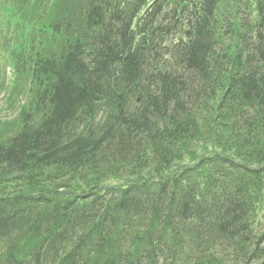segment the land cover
I'll list each match as a JSON object with an SVG mask.
<instances>
[{"label": "trees", "instance_id": "obj_1", "mask_svg": "<svg viewBox=\"0 0 264 264\" xmlns=\"http://www.w3.org/2000/svg\"><path fill=\"white\" fill-rule=\"evenodd\" d=\"M220 3L77 0L56 51L15 55L33 107L0 141L26 185L0 189V264H264V0L224 27Z\"/></svg>", "mask_w": 264, "mask_h": 264}, {"label": "rangeland", "instance_id": "obj_2", "mask_svg": "<svg viewBox=\"0 0 264 264\" xmlns=\"http://www.w3.org/2000/svg\"><path fill=\"white\" fill-rule=\"evenodd\" d=\"M254 3L255 0H221L218 11L220 25L224 27V24L231 23L234 26V22L240 16V10L248 7L252 11ZM76 4L77 0H0V141L21 127L22 112L30 111L33 107L31 98H28L29 85H32L31 79L29 76L15 75L6 42L10 40V45H13L16 39V42L20 43L18 48L21 51L26 50L27 55H31L28 52L38 49L46 54L56 51L68 34L65 26L73 22V10ZM65 17L67 19H64ZM15 23L16 33L19 36L8 37L12 34L11 30ZM53 25H57L58 29L55 30ZM210 150H215L213 144L199 141L190 151L176 160L167 173L172 174L181 166L198 163L199 158ZM144 174L138 176L123 174L99 179L91 175L83 178L74 175L58 179L53 175L52 182L41 177V185L37 182L33 184L35 185L33 187L30 185V188L36 192L42 189H54L57 183H62L64 187L59 189L58 195L71 198L90 190L89 187L93 184L98 185L99 189L124 185ZM25 186L9 175L2 176L0 180V189L18 187L25 189ZM262 210L263 208L258 210V216L262 214Z\"/></svg>", "mask_w": 264, "mask_h": 264}]
</instances>
